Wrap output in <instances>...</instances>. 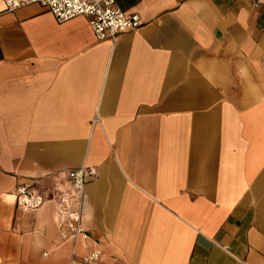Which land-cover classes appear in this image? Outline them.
Segmentation results:
<instances>
[{"label":"crops","instance_id":"0c3cea01","mask_svg":"<svg viewBox=\"0 0 264 264\" xmlns=\"http://www.w3.org/2000/svg\"><path fill=\"white\" fill-rule=\"evenodd\" d=\"M116 4L100 41L0 0V264H264V0Z\"/></svg>","mask_w":264,"mask_h":264},{"label":"built area","instance_id":"2783aa9c","mask_svg":"<svg viewBox=\"0 0 264 264\" xmlns=\"http://www.w3.org/2000/svg\"><path fill=\"white\" fill-rule=\"evenodd\" d=\"M5 10L12 11L30 4H39L48 9L55 20L63 22L79 15L86 16L96 38L114 41L120 34L140 26L138 14H127L116 4V0H3ZM96 175L93 167H81L68 171V176L78 193H82L87 178ZM17 203L23 210L39 208L44 198L36 189L22 185L17 189ZM75 235H83L77 226ZM98 254L91 253L86 261L96 260ZM70 264H78L72 260Z\"/></svg>","mask_w":264,"mask_h":264}]
</instances>
